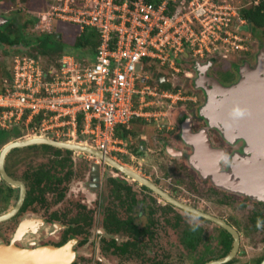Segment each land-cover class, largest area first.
<instances>
[{"label":"flooded vegetation","instance_id":"obj_1","mask_svg":"<svg viewBox=\"0 0 264 264\" xmlns=\"http://www.w3.org/2000/svg\"><path fill=\"white\" fill-rule=\"evenodd\" d=\"M253 2L257 5L259 1ZM26 20L20 23L13 16H0V26L9 22L11 36L17 34V28L28 36L23 31ZM247 29L257 40V54L233 52L211 61L213 69L214 64L226 68L224 74L213 72L224 84L240 83L225 91L227 95L242 88L251 90L245 94L249 97L252 92L264 93V27ZM18 43L23 44L14 45ZM254 54L255 61L249 62ZM238 55L239 60L248 58L238 63ZM187 65L188 70L183 69L172 83L183 84L193 93L188 77L193 71ZM245 65H249L250 74L242 68ZM197 75L198 70L193 72ZM211 89V85L206 86L208 93L199 99L205 103L192 106V115L180 108L182 115H176L172 122L162 118L164 112L141 118L146 126L157 122L151 132L140 129L142 144L126 150L122 159L109 155L124 170L112 161L71 150V160L74 152L80 161L84 157L92 160L82 167L83 178L75 176L77 168L64 166L44 148L49 144L14 147L1 159L5 145L33 136L35 130L33 124L25 123L18 126L20 133L16 134L11 132L13 124L0 125V264H264V182L259 183L254 174L257 169L264 175V124L250 127L248 106H231L225 96ZM241 99L246 104L243 96ZM155 130L162 134L159 146L175 157L167 170L169 175L165 167H160L158 174L157 164L147 168L148 162L156 163L155 157H149L153 150L147 144V137ZM1 133H8V137ZM127 137L131 138L130 134ZM175 140L185 147L166 143ZM213 149L219 154L211 160ZM48 153L55 156L52 163L57 161L61 168L41 161ZM135 159L140 167L132 165ZM239 162L249 164L242 169L250 172L253 183H246L245 170L234 172ZM107 180L111 184H105ZM142 180L152 182L159 191ZM107 185L109 191L104 189ZM183 192L186 197L181 196Z\"/></svg>","mask_w":264,"mask_h":264},{"label":"built area","instance_id":"obj_2","mask_svg":"<svg viewBox=\"0 0 264 264\" xmlns=\"http://www.w3.org/2000/svg\"><path fill=\"white\" fill-rule=\"evenodd\" d=\"M59 4L50 17L56 14L82 30L95 29L94 56L87 54L86 62L65 53L59 65L48 66L43 56L15 55L5 90H0V106L5 108L0 125L19 122L25 115L29 125L41 114L33 124L35 134L86 140L111 156L125 152L126 137L118 130L148 117L151 104L175 102L176 92L151 82L152 62L175 73L181 71L185 58L211 66L215 56L243 52L245 34H250L239 0H65ZM44 19L39 17L38 29Z\"/></svg>","mask_w":264,"mask_h":264},{"label":"rangeland","instance_id":"obj_3","mask_svg":"<svg viewBox=\"0 0 264 264\" xmlns=\"http://www.w3.org/2000/svg\"><path fill=\"white\" fill-rule=\"evenodd\" d=\"M60 1H65V0H0V16H1V18L2 17L10 18L13 16V17L19 19L20 23H23L26 19H29L28 17L34 16L35 13H36V17L39 16L41 20L44 16H46V19H44L41 23L42 26L40 29L37 28V25H39L40 20H39V18H37V19L35 18L36 21L34 23H29V25L26 28H24L23 31L29 35L32 33H34V34L42 33L43 31L41 32V29L46 30V32L59 31V33H60L59 37L62 39L63 43H65V45L69 46V44H72L75 40L74 38H75V35L77 34V31H75V30H79V28L75 24L68 22L69 20L59 19L57 16H55L56 14L51 13V17H50L49 12L52 9L57 10L59 8V6H62L61 4H59ZM239 2L243 6V8L250 7L254 4L253 0H239ZM49 17H50V19H49ZM2 21H4V19H2ZM256 45H257V40L255 41V38H253V36L251 34L246 33L245 34V49L243 52L247 51L248 53L246 52L245 53L246 55H251L253 52L255 53ZM22 52H27V53H30V52L34 53L35 52V53H37V49L36 48L33 49V47L28 48L27 46L20 44V43H18V45H11L9 43L8 44L0 43V89L2 87H5V78L7 77V75L5 74V70L9 71V65L8 64L10 63L11 59H14L15 55L23 54ZM235 54H239V51H236ZM255 54H257V53H255ZM255 54H254L253 58L248 60L249 62L255 61ZM247 58L248 57L244 56L243 60H239V55H238L235 60H237V62L239 63L241 61L243 62L244 60H247ZM81 59L83 61L88 62V57L86 55ZM184 61L186 62V64H190L193 61V59L185 58ZM186 64L183 63L181 65V67H184ZM214 66H215L214 69L211 68V70H210V72L212 74H213L214 70H220V72L222 74H224V71H226V68L222 67L221 65L214 64ZM159 71H161L160 68H156L155 71H151L149 73L150 76H153V81H155V80L160 81V77L163 76V73L159 72ZM169 75H170V73H169ZM173 75L175 76V73ZM163 79H165L164 82H168L169 77H167V78L163 77ZM210 82L211 81H209V80H204L202 82V84L207 86V85H210ZM190 83L194 87V91H192L193 93L188 92L186 90V88H184L181 84L173 83V84H175V86L176 85L179 86V88H177L175 90V92L178 90L176 92L177 97H175V102H171L170 100H168V102L164 103L165 106L153 107V110H152L153 113L151 112L152 113L151 116L157 115V113H159V112H165V109L168 105L169 106L172 105L171 108L175 109V117H176V115L177 116L182 115V114H180V110L182 108H183L182 110L187 111V115H189V114L192 115L193 113L190 110V108L192 106H203L205 101L199 100L200 96H202V95H203V97L205 96V92L199 88L200 86H202V84L197 83L195 85V86H197V88H198L197 89L194 86V84H195L194 81H192ZM155 85H157L159 87L158 82H156ZM211 104L213 105L212 102H211ZM206 106H210V105H206ZM162 110H164V111H162ZM166 113L167 112H165V116L162 117L163 119H165V118L168 119L170 117L169 116L170 114L169 113L166 114ZM153 117H156V116H153ZM7 122H8V120H7ZM138 122H139V120L138 121L134 120L130 124V125H132L131 128L134 131H132L130 128L129 134H130L131 138L127 137V139L124 140L125 152H126V150L131 151L132 149L137 147L139 144H142L143 139H141V137H140L141 131H139V130L135 131V129H137V128L133 127V125L137 124ZM14 123L15 122H13V121L11 122V124H14ZM156 123L151 122L149 124H155L156 125ZM35 124H37V123H35ZM147 127L149 128L150 132L153 131V128H151L150 125L147 124ZM38 133H40V131ZM129 134H127V135L129 136ZM46 135H49V134L46 133ZM159 135H160V138H162V134L158 133L155 130L154 134H151V135H149V137H147V140H148L147 144L149 145L148 148L149 149L151 148L153 150L151 153L149 152V157H151V158L155 157L154 162H156V163L148 162L147 168L150 169V167L152 168L155 166V164H157L156 168H157L158 174L160 173V167H162V170L165 167V171L169 175V172L167 170L169 167L173 166L172 163H174L175 157L173 155L169 154L168 152H166V149L164 148V146H159V143H158V141L160 140V139H158ZM50 136H53V135L50 134ZM59 139H63V138H59ZM176 139H178V138H176ZM161 140H163V139H161ZM129 141H131L130 145L128 144ZM166 143L170 144V146L172 145L174 147H175V144L182 145L183 147H185V145L181 144L180 141H176V140L173 141V143H170L168 141H166ZM26 152H29V151H26ZM125 152L116 153V157L121 158L124 155L126 156ZM227 153L229 154V153H231V151H227ZM77 154L78 153L74 152L72 155L73 159L68 161L65 166L77 168L75 176L77 175V177L83 178L84 171L82 170V167L86 166L92 160L91 159L88 160L87 157H84L83 161H80V157ZM41 161H45L46 166L51 165V167L54 166V168H59V167L61 168V166L57 163V161L55 163H52L55 161V156L51 153L43 154V157L41 156ZM131 163L135 167H140V165H138V162L136 161V159L134 161H132ZM223 163H224V160H223ZM154 176L155 177L157 176L156 172H155ZM157 177H159V176H157ZM128 182L132 183V181H130V180ZM104 183L105 184H111V181L109 182L107 180V181H104ZM185 187L188 190V192H190L191 188L188 186H185ZM105 188L107 189V191H109L110 185L105 186L104 189ZM106 193H105V195L103 194V198L105 196V199L107 201L109 199V196H107ZM181 196L186 197V194L183 192L181 194ZM188 196L192 197V195H188Z\"/></svg>","mask_w":264,"mask_h":264},{"label":"trees","instance_id":"obj_4","mask_svg":"<svg viewBox=\"0 0 264 264\" xmlns=\"http://www.w3.org/2000/svg\"><path fill=\"white\" fill-rule=\"evenodd\" d=\"M258 1L259 2L257 5H252L250 7H246L242 9L243 14L247 18L251 19L253 23V28L256 29L257 31L260 30L262 26L264 27V0H258ZM28 18L29 19L26 20L25 26H23V28H26L27 27L26 25L28 23H34L38 17L34 15ZM10 28L12 27L11 24H9V22H5L3 23V25L0 26V42H8L9 44L14 45L17 42L21 41L28 48L29 47H33V49L36 48L37 53L46 56V64L48 66L59 65L58 63L59 59L65 53L73 54L77 58H83L87 54H89L90 56H94L95 49L98 44V34L95 31V29L91 27H86L83 30L78 27L79 30H75L77 31V34L75 35L74 38L75 40L72 44H69V46L63 43L62 39L59 37L60 34L59 31L56 32L43 31L42 33L39 34L32 33L30 35L28 34V36H24L22 35V28L21 29L17 28L16 31H14L17 32V34L15 33L14 36L13 34L11 36ZM33 54H35V52ZM190 64H192V62ZM156 68H161V67L156 62H153V67L151 71H155ZM5 74L7 75V77L10 76V72L8 70H5ZM157 82L159 83L160 88H166L172 90H176L178 88V86L174 87L171 82H160L158 80ZM0 90H5V87H2ZM4 109H5L4 107L0 106V113ZM41 118H42L41 114L36 115L30 124H34L40 121ZM25 119H26V115L23 117L22 120L14 123L11 132L13 130V132L19 134L20 129L18 126L25 125L26 123ZM128 133L129 130L125 128H123L122 130H118V134H120L122 137H126ZM7 135L8 133H3L2 137L6 139L8 137ZM44 148L50 150V152L55 154L56 157L59 158L58 160L61 161L64 166L67 164L68 161L71 160L70 158L71 150L69 149H61L50 145H44Z\"/></svg>","mask_w":264,"mask_h":264},{"label":"water","instance_id":"obj_5","mask_svg":"<svg viewBox=\"0 0 264 264\" xmlns=\"http://www.w3.org/2000/svg\"><path fill=\"white\" fill-rule=\"evenodd\" d=\"M249 28L251 27V23H249ZM247 27V28H248ZM257 58V56H256ZM260 58V56H259ZM209 63V62H207ZM196 64L197 62L194 63L193 65V72H197V68H196ZM243 69H247L249 68V65H245V67H242ZM245 69V70H246ZM210 65L207 64V66L204 68V67H201V69L198 70V75L196 77H193V80L195 82L194 86L197 84V83H201L204 81V80H209L211 81L210 82V85H211V90L214 91V92H218L220 94H222L223 96H225V100L227 101V103L229 102L231 104V106H248L247 109H246V120H247V123L250 127H253V125L259 123V125L261 124H264V93L263 92H259V93H254L252 92L254 95L249 97L248 95L245 96L246 94V91L248 92H251V90H249V88H242L239 92L237 93H234L232 92V94L230 95H227L225 93V91H230L232 89H235L238 87V85H240V83L238 84H233V85H227V84H224L221 80H219L217 77H215V75H213L211 72H210ZM246 70V71H247ZM249 74H250V70H248ZM197 88V86H195ZM200 89H202L205 94L208 93V90H206V86L202 84V86L199 87ZM198 89V88H197ZM232 95V96H231ZM231 96V97H230ZM244 97V102L246 104H242L241 101L243 99H241V97ZM249 141V140H248ZM82 143H79L77 142L76 140H57V139H54V138H51L49 137V135H46V134H34L33 136H30V137H27V138H22V139H19V140H15L13 142H10L8 143L7 145H5L3 147V150H2V153H1V159H3L5 153L14 148V147H22V146H25V145H32V144H49V145H52V146H55V147H59V148H65V149H69V150H73L75 152H86V153H89L91 155H95L99 158H102V159H105L108 163H112L114 162L113 160H111V157H109V155L101 150H98L95 148V146H93L92 144H90L88 141L86 140H83L81 141ZM250 142V141H249ZM253 144L257 143L255 140L251 141ZM260 144L257 143V147L259 146ZM204 149H208L207 146L204 147ZM255 150H258V149H255ZM255 150L253 151L254 154H255ZM213 153L214 155L211 157V160H214L216 158V154H219V152L215 149H213ZM259 158V157H257ZM258 160V159H257ZM3 161V160H2ZM115 165L119 168H121L122 170L126 169L125 167L121 166L120 164H117L116 162H114ZM214 165H217L216 166V170H218V159H216V161L214 162ZM242 167H250L249 164H245V163H240L235 165V171L236 174H240L241 172H244L245 170V173L248 174V180H245L247 181L246 183L249 184V183H253L252 181H250L249 177H250V172H247V169H242ZM255 178L260 181L259 183H262L264 182V175H262V173L257 169L255 170ZM231 175V174H230ZM134 176V175H132ZM137 178H139L137 175H135ZM252 176V175H251ZM228 178V176H227ZM143 181V180H142ZM144 184L146 185H149L151 188H153L155 191H159V188L153 184L152 182H149L148 180L147 181H143ZM256 193H258L259 191L258 190H255ZM162 192V191H161ZM24 194V193H23ZM163 195H165L163 192H162ZM169 198L170 200H172L173 202H175V199L171 198V197H167ZM30 256V255H29Z\"/></svg>","mask_w":264,"mask_h":264},{"label":"clouds","instance_id":"obj_6","mask_svg":"<svg viewBox=\"0 0 264 264\" xmlns=\"http://www.w3.org/2000/svg\"><path fill=\"white\" fill-rule=\"evenodd\" d=\"M243 9V8H242ZM33 15V14H32ZM34 15H36V13L34 14ZM38 18H39V16H38ZM249 19V18H248ZM249 23H251V27L253 28V23H252V21H251V19H249ZM22 53H26V54H30V55H33V56H35V57H39V56H43L45 59H46V56L45 55H43V54H39V53H35V54H33V53H27V52H22ZM12 61H13V59H11V61H10V63L8 64L9 66H10V64L12 63ZM153 63V62H152ZM185 64H186V62H184ZM194 63H192V64H190V65H193ZM198 64V70L199 69H201V67H204V66H201L199 63H197ZM189 65V66H190ZM152 67H153V65H152ZM152 67L150 68V72H151V69H152ZM196 68H197V66H196ZM183 69H187L188 70V68H187V64L184 66V67H182V69H181V71L183 70ZM210 69H211V67H210ZM160 70H161V72L163 73V76H161L160 77V82H164L165 81V79H163V77H169V79H168V82H171L172 83V81H173V78L174 77H176V76H179L180 75V73H181V71L180 72H176L175 73V71L174 70H168V69H163V68H160ZM190 70L191 71H193V66H191V68H190ZM169 73H170V75H169ZM175 73V76L173 75ZM190 79H192L191 81H194L193 80V72H192V75H189L188 76ZM216 77V76H215ZM218 78V77H217ZM150 80H151V82L153 83V84H156V82L155 81H153V76H151V78H150ZM172 85L175 87V84H173L172 83ZM182 86H184L183 84H181ZM177 86V85H176ZM160 87V86H159ZM193 87V86H192ZM178 88H179V86H178ZM162 89V88H161ZM163 89H166V88H163ZM193 89V91H194V87L192 88ZM168 90H170V91H173L172 89H168ZM178 91V90H177ZM176 91V92H177ZM173 92H175V90L173 91ZM191 93V92H190ZM141 118H143V117H141ZM135 120V119H134ZM133 120V121H134ZM130 124H131V122H130ZM129 124V125H130ZM109 155V154H108ZM116 157V156H115Z\"/></svg>","mask_w":264,"mask_h":264},{"label":"crops","instance_id":"obj_7","mask_svg":"<svg viewBox=\"0 0 264 264\" xmlns=\"http://www.w3.org/2000/svg\"><path fill=\"white\" fill-rule=\"evenodd\" d=\"M164 103H166V102H164ZM164 103H163V105H160V104H151V105H149L150 107L148 108V110H149V112H152V110H153V107H155V106H165L164 105ZM171 106L172 105H168L167 107H166V109H165V112H167V113H169L170 115V117L168 118L169 119V121L168 122H172V120H174V118H175V112H173L172 111V108H171ZM147 109V108H146ZM165 112H164V114H165ZM166 113V114H167ZM139 120V122L137 123V124H135V125H133V127L135 126L136 128H137V130H139L140 131V129H142V130H147V126L144 124V123H142V122H140V118H138V119H135V121H138ZM133 122V121H132ZM131 122V123H132ZM149 124V123H148ZM154 124H152L151 125V128H152V126H153ZM141 136L143 135V133H141L140 134ZM144 135L145 136H147L148 135V133L146 132V133H144Z\"/></svg>","mask_w":264,"mask_h":264},{"label":"bare ground","instance_id":"obj_8","mask_svg":"<svg viewBox=\"0 0 264 264\" xmlns=\"http://www.w3.org/2000/svg\"><path fill=\"white\" fill-rule=\"evenodd\" d=\"M77 142L82 143L81 141H77ZM82 144H83V143H82Z\"/></svg>","mask_w":264,"mask_h":264}]
</instances>
